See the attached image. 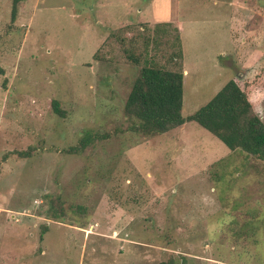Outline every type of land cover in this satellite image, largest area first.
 I'll return each mask as SVG.
<instances>
[{
  "label": "rangeland",
  "instance_id": "1",
  "mask_svg": "<svg viewBox=\"0 0 264 264\" xmlns=\"http://www.w3.org/2000/svg\"><path fill=\"white\" fill-rule=\"evenodd\" d=\"M12 4L0 0V264H264V162L193 121L129 131L138 68L110 37L173 22L183 115L236 79L264 120V0H23L15 21ZM88 130L110 137L64 151ZM55 193L64 220L48 213Z\"/></svg>",
  "mask_w": 264,
  "mask_h": 264
},
{
  "label": "trees",
  "instance_id": "2",
  "mask_svg": "<svg viewBox=\"0 0 264 264\" xmlns=\"http://www.w3.org/2000/svg\"><path fill=\"white\" fill-rule=\"evenodd\" d=\"M22 1L13 0L12 21L16 20ZM143 25V31L132 36L124 34L125 27L110 34L121 44L127 61L138 68L124 104L128 130L152 137L193 121L220 139L232 152L243 154L247 160L244 164L250 165L252 158L264 162V120L256 110L250 90L231 79L208 103L192 114L183 115L185 74L181 30L173 22H158L154 27ZM99 55L100 50L94 57L97 59L98 56L100 60ZM53 108L60 116H66L59 100L53 101ZM109 137V133L88 130L76 145L64 151L83 153L94 142ZM17 153L21 157L29 155L28 150ZM46 199L51 217L56 220L67 218L61 194L47 195ZM47 231L48 225L44 224L42 241ZM161 264H175V260Z\"/></svg>",
  "mask_w": 264,
  "mask_h": 264
}]
</instances>
